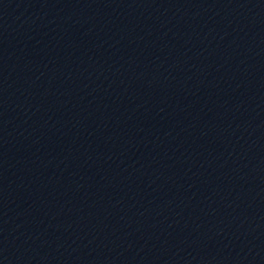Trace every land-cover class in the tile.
<instances>
[{"label": "water", "instance_id": "obj_1", "mask_svg": "<svg viewBox=\"0 0 264 264\" xmlns=\"http://www.w3.org/2000/svg\"><path fill=\"white\" fill-rule=\"evenodd\" d=\"M264 47V0H0V111Z\"/></svg>", "mask_w": 264, "mask_h": 264}]
</instances>
